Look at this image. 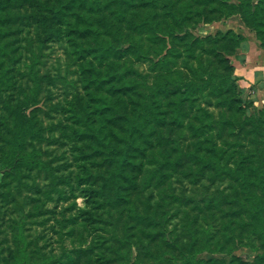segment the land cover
<instances>
[{
    "label": "rangeland",
    "instance_id": "1",
    "mask_svg": "<svg viewBox=\"0 0 264 264\" xmlns=\"http://www.w3.org/2000/svg\"><path fill=\"white\" fill-rule=\"evenodd\" d=\"M21 1L13 10L24 16L16 27L20 31H9L5 38L17 35L8 48L19 45L17 52H12L17 57L21 53L22 62L9 71L14 76L7 78L12 83L10 88L0 83V118L4 116L10 123L3 99L13 103L35 91L32 104L23 111L34 131L26 150L34 152L42 163L32 170L21 168L20 179L2 175L0 167V264H14L23 257L22 252L34 264L42 260L57 264L58 256L64 264H154L159 255L158 264H198L186 263L194 255L193 259L201 264H264L260 218L256 228L261 233L255 232L256 238L250 244L245 233L251 226L235 243L225 235L230 228L214 235L217 228L213 227L222 214L214 207L208 209L213 211L209 215L204 201L214 191L233 194L234 182L221 178L206 181L207 176L199 171L200 162L190 155L195 152L206 156L205 135L192 136L185 127L192 111L187 110L184 117L182 108L171 101L174 95L158 91L166 83H180L178 70L190 75L186 64L198 69L201 61L204 69L197 72L195 104L208 110L214 120L234 119L224 125L221 135L215 133L219 125L207 135L216 144H236V150L247 156L242 160L243 168L255 166V157L262 156L264 161V99L254 97L251 86H242L233 59L244 46V39L254 32L238 10L229 13L230 6H240L247 0H150L155 5L146 0H72L66 13L52 24L51 33L43 27L42 14L48 13V5L57 6L66 0ZM34 13L39 15L33 17ZM229 31L242 37L237 48H233L232 41L218 40ZM77 44L83 49L77 51ZM219 58H226L228 63ZM23 59L27 64L34 62L35 76L24 75L22 68L27 67ZM228 64L236 89L225 95L235 96L239 102L232 107L216 106L218 98L208 93L222 83L217 74L230 73ZM90 68L100 72L98 78L111 81L101 88L96 83L88 87V79L95 76ZM116 71L125 72L113 75ZM112 82L116 88H110ZM118 86L127 90L115 92ZM147 86L157 93L152 94ZM115 94L120 96L117 104L112 103ZM141 94L150 96L146 100L151 106L145 113L149 121L142 132L151 144L135 132L138 141L134 143L144 148L143 154L131 146L130 159L136 167L122 163L117 175L113 155L109 160L100 150H105L103 142L108 139L119 145L125 142L126 123L114 121L109 104L118 110L125 104L131 113H138ZM94 96L104 97V101ZM243 114L250 121L238 130ZM138 115V119L143 117ZM157 118L175 124L164 126ZM77 128L88 134L97 131L99 139L79 136L73 132ZM234 158L239 159L235 153ZM257 171L262 176L256 191L264 206V189L259 187H264V163ZM236 192L240 201L233 206L239 210L244 201L240 189ZM204 215L214 220H205ZM241 217L236 213L230 216L231 225L239 228L234 222ZM208 222L218 240L215 252L201 248L199 239L193 241L190 234L192 228L200 230Z\"/></svg>",
    "mask_w": 264,
    "mask_h": 264
},
{
    "label": "trees",
    "instance_id": "2",
    "mask_svg": "<svg viewBox=\"0 0 264 264\" xmlns=\"http://www.w3.org/2000/svg\"><path fill=\"white\" fill-rule=\"evenodd\" d=\"M146 1L151 5H155V2L153 1ZM71 2L72 0H66L60 1L57 6L48 5V13L42 14V18L44 20L43 27L45 29L48 28L49 32L52 31V24L54 22H58L61 19V17L66 13L65 9H69V3ZM16 3L17 0H0V68L2 69L0 70V83L2 82L3 84H6L7 88H10V85L12 86V83L7 82V78H14V76L9 73L10 69L15 67L14 64L22 62L20 58L22 57V54H18L17 57L16 55H14V52H12L13 50H16L17 52L19 45L15 44L12 45L11 48H8L11 43H15L17 35L15 37H12L10 40H6L5 38V34H8L9 31H13L15 34L17 33V31H20L18 30V28L16 29V27L18 26V24L20 25V23H22L24 20V16H22L18 10L17 12H19V14L13 13V10L22 4V1H18L19 6H16ZM239 5L240 6L231 5V10L229 13H231L232 15L233 13H235L236 10H238L237 12L241 14V18L243 19L245 25L254 32L255 37L259 41L260 46L264 48V0H256L254 4H252L251 0H247L240 2ZM38 15L39 13H34L33 17H37ZM7 27L8 29H6ZM218 40H224L227 42L232 41L233 48H237L242 41V37L238 34H234L233 32L229 31L227 32V34L221 36ZM76 47L77 51L83 49L78 46V44ZM79 48L81 49L79 50ZM30 51L32 54H34L33 49H31ZM116 53H119V51H117ZM231 54L233 53L231 52ZM219 61L222 63H228L226 58H219ZM23 66L27 67V69L22 68L25 70L24 75L30 77L32 75L35 76L37 74L34 67V62L27 64L26 59H23ZM185 68L188 69L190 75L183 73L181 70H178L177 73L181 75L179 81L180 83H166L158 91L165 93V96L174 95V98L171 101H173L176 106H180L182 108V114L184 115V117H187L188 115L187 110L192 111V119L186 120L187 122L185 124V127L189 129L190 134L192 136L200 137V135H205L204 142H206V144L203 150H206V156L199 155L195 152L190 153V155L195 156V159L200 162L199 171L202 175L207 176L206 181L209 182L214 178L230 180L234 182V185H236H233V187L236 190L240 189L241 191V195L243 198L242 200L244 202L240 203L239 210H235L233 206L234 202L240 201V195L236 192V190L233 194L230 191L227 193H223V191L211 192L209 194L210 196L208 200L204 201V207L206 210H208L209 208L217 207L218 211L222 214L218 216V222L216 223V226L213 227L217 228L214 235L217 236L218 234L223 233L224 229L222 228H230L229 231H225L227 233L225 235L226 237H229V239H232V243H235L236 239H241L243 231L246 229V227L251 226V228H248L247 232L245 233V240L248 244H250V242L256 238L255 236H253V234L255 232L261 233V229H259L258 231V229L256 228L257 218H260L261 222L263 223L262 228H264V206L260 204V200L262 198L260 197L259 192L256 191L258 181L261 182L262 176V174L257 171V168L259 164L262 165L264 163L263 158L262 156L255 157V166L249 165L248 168H243L242 160L243 158L247 159V156L244 152L236 150V144H225L218 142L216 144L215 139L212 138L211 135H207L211 133L214 129L216 131L215 125H219V130H217V132L215 133L221 135L224 125L231 124L233 122L232 120L234 119L222 118L214 120L208 110L199 107L195 104L197 100L196 97L198 95L197 88L199 87V84H197L196 82V79H199L197 72L199 70H203L204 67L202 66L201 61H199L198 69H194L193 67L187 64ZM226 69H228L229 71L227 72L230 73L227 74V76H225L226 74H217L222 83L219 86H213L208 95L216 96V98L218 99L224 95L223 97H221V99H217L216 106H224L225 104H227L229 107H232V104H237L239 100H237L235 96L227 97L225 95L229 91H232V89H236L235 80L231 78L232 66L228 64V66H226ZM89 72L95 73V76L93 79H88V87L90 84L96 83L97 88H101L104 83H107L110 80L109 78H102L101 76V78H98L100 72L96 71L93 68H90ZM123 72L125 71H116L113 75L118 73L121 74ZM111 76L112 75H110V77ZM1 77H5L6 79H1ZM34 84L37 87V82L35 80ZM224 84L225 88H223ZM201 87L203 88L204 86L202 85ZM110 88H116L114 82H112ZM150 89L152 94L157 93L156 89L147 86V90L150 91ZM118 90L127 89H125L123 86H118L115 92H117ZM34 93L35 91L31 93L33 97ZM32 96L24 95L21 100H16L13 103H10L11 99H3L2 103L4 111L8 115H10L11 119L10 123H8L4 116L0 118V167L2 170H4L2 175L11 176L14 179H20L21 168L24 167L28 170H32L36 167L41 166L42 163L40 160L36 159V155L34 156V152L30 153L26 150L29 141L28 138L31 135H34V131H32L33 128H31L30 122L23 113V111L26 109V107L32 104L30 101ZM141 96L142 100L137 102L139 108H137L136 110L138 113H141L143 115L141 119H138V113H131V111L126 108L125 104L122 106L121 110L115 108L114 104H109V107L114 116V121L121 119L124 120V123H126V126L123 127V141L125 142L122 145H119V143L115 142L114 140L108 139L106 142H103L105 150H100V153L107 155L109 160L111 159L109 155H113L112 162H115L117 164L116 168H114V173H116L117 175L121 173L120 166L122 165V163H127L130 168L136 167V164H134L130 159L131 154L129 150L131 146L133 147L134 145V147H136L135 150L138 151L140 154H143L144 148H142V146H136L134 143L135 141H138V136L135 134V132L140 133L143 142L151 144V142L147 139V136L142 132V128H144L146 122L149 121L146 118L145 113L148 112L149 107L151 106L149 101L146 100L150 96L146 94H141ZM5 97L7 96L5 95ZM94 98L104 101V97L94 96ZM119 99L120 96L118 94H115V100L114 102H111L117 104V100ZM241 117L242 119L239 123L238 130H241L244 125H246L247 122L250 121V117H247L245 114H243ZM98 121L102 122L103 119H98ZM157 121L164 126L175 124L172 121L166 122L165 120L160 118H157ZM179 121L180 120H178V123ZM74 131H77L79 136H90L99 139V134L97 133V131L90 132L89 134L87 132H83L82 130L79 131L78 128L73 130V132ZM168 131L171 132V128ZM234 133L235 131L230 132V134ZM251 134L258 137L256 133ZM104 137H106V134L101 139H103ZM234 153L236 156L239 157L238 160H235ZM248 159L251 160L253 159V157ZM259 187L261 189H264V187H262L261 185H259ZM208 213L210 215L213 213V211L208 210ZM235 213L242 215L240 221L234 222L239 228H235V226L231 225L233 222L230 219V216L235 215ZM204 219L209 221L214 220V218H211L208 215H204ZM211 226L212 224L208 222L205 225H202L200 230H198L197 228H192L190 230V234L192 235L193 241H195L197 238L199 239L201 248L211 252H215L218 250L219 245L218 240L215 236L211 234V231L209 230L211 229ZM214 240L215 244H213ZM183 252L184 251L181 249V254H184ZM22 254L23 257L16 259L14 264H34L30 263L28 257L24 256V252H22ZM59 257L60 256L56 258L55 262L57 264H64V262H62L61 258ZM160 257V255L157 256V262H155L154 264H158V260L160 259ZM193 257H195V255L190 256L189 260H187L186 263L191 262L201 264V262L195 261ZM50 259H52V257ZM5 263L8 264L7 261H5ZM36 264H45V261L42 260L41 262ZM121 264H137V262H123Z\"/></svg>",
    "mask_w": 264,
    "mask_h": 264
},
{
    "label": "crops",
    "instance_id": "3",
    "mask_svg": "<svg viewBox=\"0 0 264 264\" xmlns=\"http://www.w3.org/2000/svg\"><path fill=\"white\" fill-rule=\"evenodd\" d=\"M253 35L250 33V36L244 39V46L242 45L239 49L237 58H233L234 67L241 77L239 81L245 85L242 86H251L254 91L253 96L262 101L264 99V48Z\"/></svg>",
    "mask_w": 264,
    "mask_h": 264
}]
</instances>
